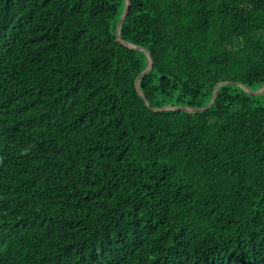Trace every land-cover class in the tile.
I'll return each instance as SVG.
<instances>
[{
    "label": "trees",
    "instance_id": "trees-1",
    "mask_svg": "<svg viewBox=\"0 0 264 264\" xmlns=\"http://www.w3.org/2000/svg\"><path fill=\"white\" fill-rule=\"evenodd\" d=\"M126 6L0 0V264H264V0Z\"/></svg>",
    "mask_w": 264,
    "mask_h": 264
},
{
    "label": "water",
    "instance_id": "water-1",
    "mask_svg": "<svg viewBox=\"0 0 264 264\" xmlns=\"http://www.w3.org/2000/svg\"><path fill=\"white\" fill-rule=\"evenodd\" d=\"M130 7H131V0H127V6H126V9H125V12H124L122 18L119 21V24H118V27H117V31H116V36L118 37L119 40H121V29H122V26H123V24H124L127 16L129 15ZM123 43L126 46L130 47V48H134V49H138V50L144 51L148 55V58L150 60V63L148 65L147 69L138 77V79L136 81V86L139 89V81H140L141 77L144 76V75H146V74H148L150 72V70L152 69V67H153V58H152L151 54L147 50H145V49H143L141 47H137V46H134V45L125 43V42H123ZM226 83L227 82H221V83H219L216 86L213 100L205 108H202V109H191L189 107H181V106H165V107H162V108H160L158 110H160V111H166V110H181V111L194 112V113H199V112L205 111V110L209 109L214 104L215 100L217 99V93H218L219 87L221 85H223V84H226ZM244 89L247 92H249L250 94H253V95H260V94H263L264 93V87L261 90H259V91H252V90H250L249 88H246V87ZM139 93H141L140 90H139ZM141 95H142V97H144L143 94H141ZM146 102H147V100H146Z\"/></svg>",
    "mask_w": 264,
    "mask_h": 264
}]
</instances>
